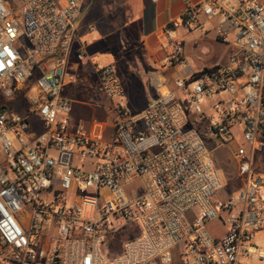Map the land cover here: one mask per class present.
Segmentation results:
<instances>
[{"label":"built area","instance_id":"2783aa9c","mask_svg":"<svg viewBox=\"0 0 264 264\" xmlns=\"http://www.w3.org/2000/svg\"><path fill=\"white\" fill-rule=\"evenodd\" d=\"M83 7L0 0V264H264V0L187 4L162 30L157 97L140 111L119 104L112 66L92 65L109 140L63 94ZM179 24L212 33L228 61L187 70ZM223 149L243 190L219 200Z\"/></svg>","mask_w":264,"mask_h":264},{"label":"rangeland","instance_id":"374dc122","mask_svg":"<svg viewBox=\"0 0 264 264\" xmlns=\"http://www.w3.org/2000/svg\"><path fill=\"white\" fill-rule=\"evenodd\" d=\"M88 4H91L89 10L87 9L88 11L78 25L79 42L90 44L93 38L104 39L107 48L94 54L92 65L98 64L100 68L112 66L124 92L120 100H127L129 105L134 107L144 106L149 99V93L147 90L141 93L142 78L137 68H141L139 63L143 54L141 42L137 37L138 33L135 31L140 0H86L83 10ZM90 26L94 27V32L88 31ZM180 27L179 24L175 32L177 38L184 40L185 43L187 70L198 71L215 65H223L228 61L230 49L216 41L212 33L206 36L199 32L185 34ZM99 30H102L103 35L98 33ZM159 39L161 45L164 46L162 36ZM184 73L185 71H182L180 74ZM74 76L75 81L68 80L63 94L68 92L74 99L80 101V105L76 106L77 114L74 115L76 122L82 125L84 121L94 124L106 120L104 111L97 107L98 102L101 103L105 99L97 91L95 74L92 72L79 73ZM26 89H28L27 85ZM5 103L10 104L9 101H5ZM17 109L20 113L22 112L20 105ZM226 155L229 157L230 163H227ZM228 155V150L224 149L216 153V161L222 166L219 172L222 188L221 194L218 195L219 200L235 197L243 190L241 180L235 177L234 162ZM254 163L258 171L264 172V153L257 154ZM225 171L227 174H234V178H229ZM223 229L218 224L210 226V230L215 234L222 232ZM255 242L264 246V232L256 234ZM119 252L120 249L112 248V254Z\"/></svg>","mask_w":264,"mask_h":264},{"label":"crops","instance_id":"0c3cea01","mask_svg":"<svg viewBox=\"0 0 264 264\" xmlns=\"http://www.w3.org/2000/svg\"><path fill=\"white\" fill-rule=\"evenodd\" d=\"M199 1L200 0H140L139 16L135 24L137 26V29L135 31L138 33V40L141 42V51L143 57L139 63L141 68L137 69L140 72V76L142 78L141 93H143L144 90H147V92L149 93V99L147 100V103L141 107L131 106L129 105V102L127 100L119 99V104L122 107L126 108L129 111H140L157 97V93L156 91H154L156 89L154 88L157 81L160 79L158 61L162 56L163 45H161V41L159 39L162 36V30L166 24L177 23L179 21V13L187 4H194L198 3ZM84 4H86V0H84ZM90 5L91 4H88L87 7L82 11L79 23L81 19H83L86 12L89 10ZM98 33L100 35H103L102 30H99ZM83 44L84 43L79 42V35L77 32V38L73 44V52L71 53L66 69V77L63 90L68 80L70 82H74L70 80L71 75H79V73L86 74L90 72L94 73L92 69V57L97 52L107 48V44L105 43L104 39L93 38L92 43H85L86 48L84 50V56L81 60L78 61L75 57V53ZM123 93L124 92L122 91V96ZM64 95H67L72 100V118L76 122V120L74 119V115L77 114L76 106L80 105V101L74 99L71 95L68 94V92ZM110 106V102L106 99L101 103L100 101L98 102L97 107L99 108V110L104 111L106 115V120H102L103 122L91 124L84 121L82 125L79 123L89 136L103 140L110 139L113 134V113L110 109Z\"/></svg>","mask_w":264,"mask_h":264}]
</instances>
